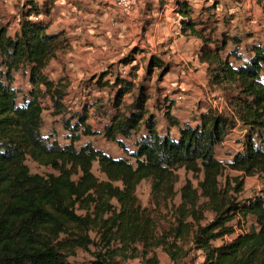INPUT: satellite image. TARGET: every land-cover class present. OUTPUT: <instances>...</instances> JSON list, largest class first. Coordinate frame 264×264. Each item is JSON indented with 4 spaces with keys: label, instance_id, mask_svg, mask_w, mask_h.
<instances>
[{
    "label": "trees",
    "instance_id": "16d2710c",
    "mask_svg": "<svg viewBox=\"0 0 264 264\" xmlns=\"http://www.w3.org/2000/svg\"><path fill=\"white\" fill-rule=\"evenodd\" d=\"M56 1L26 0L13 35L8 24H0V264H74L69 258L90 247L96 250L91 264H120L121 252L137 248L161 249L173 263L193 250L201 254L200 264H264V191L245 201L237 197L246 178L264 177V49L240 51V39L219 28L214 4L197 10L189 0H174L180 30L199 41L207 87L223 98L225 109L217 114L205 108L191 125L166 107L175 137L158 130L148 88L116 76L108 83L113 113H104L102 135L126 156L113 158L89 142L75 145L98 134L88 119L91 110H104L100 101L63 121L68 144L41 133V99L48 98L59 115L67 96V85L46 75L67 48L63 33H48ZM139 51L123 62L130 64ZM156 67L160 75L168 69L151 56L146 73ZM18 72L27 74L32 87L20 104L12 86ZM236 122L245 130L242 149L222 163L215 150ZM132 139L129 149L124 141ZM28 159L51 172L31 174ZM94 163L102 179L93 174ZM179 170L191 179L177 190ZM144 181L150 185L149 207L136 195Z\"/></svg>",
    "mask_w": 264,
    "mask_h": 264
},
{
    "label": "rangeland",
    "instance_id": "374dc122",
    "mask_svg": "<svg viewBox=\"0 0 264 264\" xmlns=\"http://www.w3.org/2000/svg\"><path fill=\"white\" fill-rule=\"evenodd\" d=\"M25 1L0 0V24L9 25V35H13L18 30L21 7ZM173 1L137 0L133 13L130 16H123L103 0H58L51 14L52 28L48 33L62 29L60 33H63L67 39V48L57 53L48 66L46 75L51 81L67 85V96L63 102L65 108L59 115H55L53 104L48 98L41 99L44 108L41 128L43 136L51 137L52 141H57L61 146L68 144L69 132L64 129L63 121L76 113H82L89 105L97 103L96 101L103 104L101 109L104 110L101 112L91 110L88 123L96 132L102 131L107 122L105 114L113 113L114 97H111L113 89L108 83L114 82L116 76L130 79L135 85L143 83L148 88L151 94L148 106L158 121L159 129H168L173 136L177 135L176 130L168 125L164 117L165 108L170 107L167 105L168 99L178 105H173L171 115L182 123L187 121L192 125L198 120L199 114L205 107H209L217 114L225 109L224 100L219 94L216 95L202 88L203 73L194 60L199 41L188 34H181L179 20L172 15ZM189 1L196 9L221 2V6L216 7V12L219 18L222 17L224 21L230 22L229 33L232 35L239 33L237 28H232L240 21L245 24L252 20L248 16L253 13L251 8L260 11L264 7V0ZM164 5H170V8L166 9L169 14H167L169 17L167 22H164L165 13L161 10ZM62 15H67L66 21H62ZM159 15H162L161 21H158ZM242 15L244 17L239 21ZM219 27L222 29L224 26L221 23ZM165 29L166 31L170 29L169 33L165 34ZM139 50L142 53L133 55L130 64L123 62L124 58H129L134 51ZM151 56L158 57L166 64L168 69L165 74L160 75L161 70L158 67L153 68L149 74L146 73ZM261 75L264 80V70ZM12 86L18 94L17 104L21 103L23 96L32 88L28 84L27 74L22 72L14 74ZM208 97L221 103L220 113L213 110L207 100ZM124 99L131 101L128 96ZM73 123L74 120L70 124ZM238 123L236 122L229 130L224 141L215 150L217 160L222 163L230 161L233 155L242 149L245 133ZM132 141L133 139L124 141L129 149ZM88 142L113 158L126 156L114 143L106 141L101 132L96 136L81 137L75 145L81 146ZM26 165L31 174L45 175L51 172L50 169L39 166L29 159ZM92 172L100 179L103 178L98 172L96 163L92 166ZM178 175L177 190L186 178L191 179V174H186L184 170H179ZM225 175L232 177L234 173L226 171ZM262 191H264V177H248L237 197L240 201H245L260 195ZM136 195L143 207H149L148 182L144 181L138 185ZM174 202L175 204L179 202V196ZM249 225L250 220L247 219L246 226ZM95 252L94 247H90L89 251L78 250L74 257L69 258V262L91 264L95 261ZM153 257L157 259L158 264H200L202 261L201 254L193 250L179 263H173L161 249L145 253L140 248L121 252L116 260L120 264H151Z\"/></svg>",
    "mask_w": 264,
    "mask_h": 264
},
{
    "label": "crops",
    "instance_id": "0c3cea01",
    "mask_svg": "<svg viewBox=\"0 0 264 264\" xmlns=\"http://www.w3.org/2000/svg\"><path fill=\"white\" fill-rule=\"evenodd\" d=\"M104 1V0H103ZM57 2H58V0L56 1V3H55V7H56V5H57ZM105 2V1H104ZM191 3V2H190ZM108 4V3H107ZM192 4V3H191ZM216 7L218 6H221V2H217V3H213ZM212 4V5H213ZM110 5V4H109ZM193 5V4H192ZM244 5H246L245 3H244ZM111 6V5H110ZM173 7H172V12H173V16H174V18L176 19V20H179V15L178 14H176V13H174L175 12V9H176V6L174 5V3H173V5H172ZM210 6V5H209ZM202 7H206V6H201L199 9H201ZM22 8V7H21ZM167 8H170V5H164L163 6V9H161L162 10V12L163 13H165V16H164V22H167L168 21V12L166 11V9ZM195 8V7H194ZM55 9V8H54ZM196 9V8H195ZM174 10V11H173ZM198 10V9H197ZM251 11H253V13H250L248 16L249 17H251L252 18V20H250L249 22H247V23H243V22H241L240 20H242V18L244 17L243 15L242 16H240V19H238L240 22L236 25V26H234L232 29H235V28H237L238 30V32L239 33H237L236 32V34L237 35H232V34H230L231 36H234V37H237V38H239L240 39V41H241V43H240V45H239V47H240V51H242V52H244L245 50H244V48H245V46H260V47H262V48H264V7L262 8V10H260V11H258V10H256V8H251L250 9ZM52 12H54V10L52 11ZM168 14V15H167ZM215 14H216V17H217V19L220 21V23H219V26H220V24L222 23L223 24V28L221 29V30H225V31H227L228 30V32H229V28H230V22L229 21H224L223 19H221L222 17H218V15H217V12H216V8H215ZM171 16V15H170ZM40 19H42V16H40L39 17ZM67 20V15H62V21H66ZM162 20V15H159V17H158V21H161ZM225 23H229V25L228 26H226L225 25ZM169 24H171V23H169ZM262 24V25H261ZM18 26V25H17ZM9 28V27H8ZM52 27H50V29H51ZM179 28H180V26H179ZM220 28V27H219ZM169 30L170 29H168V31H166V29H165V34H167V33H169ZM62 31V29H59V30H53V31H50V33H52V34H57V33H60ZM181 31V30H180ZM181 34H183L182 32H181ZM263 42V43H262ZM199 46H200V43H199V45H198V47L196 48V53L194 54V60H195V63L199 66V68L202 70V73H203V81H204V85H202V88L204 89V90H206V91H208L209 89H208V87H207V83H206V79H205V66L204 65H202V64H200L199 62H198V59H197V51H198V48H199ZM243 47V48H242ZM155 57V56H154ZM158 58V57H157ZM185 85V84H184ZM159 93L161 94V92L159 91ZM216 95H217V93H216ZM168 100H170L169 102H168V105H170L171 106V110H172V108H173V105L174 106H178L177 104H173L172 102L173 101H171V99H168ZM149 107V106H148ZM205 108H209V107H205ZM205 108H203V111H204V109ZM203 111H201V112H203ZM171 113V112H170ZM181 122V121H180ZM182 123V122H181ZM183 123H188L187 121H183ZM190 124V123H189ZM194 124H195V122H194ZM193 124V125H194ZM239 124V123H238ZM192 125V124H191ZM159 126V125H158ZM239 126V125H238ZM174 129V128H173ZM93 130V129H92ZM102 130H103V128H102ZM158 130L159 131H161V132H163V131H166V129H164V130H160L159 129V127H158ZM176 130V129H175ZM93 131H95V130H93ZM234 131V130H233ZM96 132V131H95ZM102 133V131H99V132H97V133ZM245 132V130H243V133ZM176 133H177V130H176ZM170 134L172 135V133L170 132ZM177 136V135H176ZM175 136V137H176ZM132 149V148H131ZM123 158V157H122Z\"/></svg>",
    "mask_w": 264,
    "mask_h": 264
},
{
    "label": "built area",
    "instance_id": "2783aa9c",
    "mask_svg": "<svg viewBox=\"0 0 264 264\" xmlns=\"http://www.w3.org/2000/svg\"><path fill=\"white\" fill-rule=\"evenodd\" d=\"M106 3L110 4L119 14L123 16H130L137 6V0H104ZM264 49V48H263ZM211 103L214 111L221 112V103L217 100L207 98ZM221 101V99H218ZM236 234L242 233L241 228H235ZM225 240H229V237H225Z\"/></svg>",
    "mask_w": 264,
    "mask_h": 264
}]
</instances>
